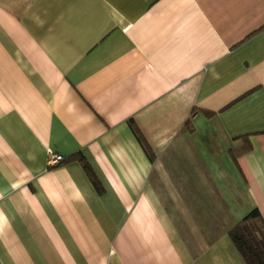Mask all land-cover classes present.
<instances>
[{
  "label": "crops",
  "instance_id": "obj_1",
  "mask_svg": "<svg viewBox=\"0 0 264 264\" xmlns=\"http://www.w3.org/2000/svg\"><path fill=\"white\" fill-rule=\"evenodd\" d=\"M252 207L264 0H0V264H245Z\"/></svg>",
  "mask_w": 264,
  "mask_h": 264
},
{
  "label": "trees",
  "instance_id": "obj_2",
  "mask_svg": "<svg viewBox=\"0 0 264 264\" xmlns=\"http://www.w3.org/2000/svg\"><path fill=\"white\" fill-rule=\"evenodd\" d=\"M227 233L245 264H264V218L257 207L250 208Z\"/></svg>",
  "mask_w": 264,
  "mask_h": 264
},
{
  "label": "built area",
  "instance_id": "obj_3",
  "mask_svg": "<svg viewBox=\"0 0 264 264\" xmlns=\"http://www.w3.org/2000/svg\"><path fill=\"white\" fill-rule=\"evenodd\" d=\"M63 156L59 153H55L52 150H48L47 165H54L61 161Z\"/></svg>",
  "mask_w": 264,
  "mask_h": 264
}]
</instances>
